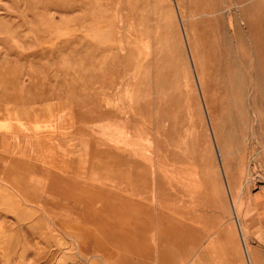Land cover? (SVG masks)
<instances>
[{"label": "rangeland", "instance_id": "obj_1", "mask_svg": "<svg viewBox=\"0 0 264 264\" xmlns=\"http://www.w3.org/2000/svg\"><path fill=\"white\" fill-rule=\"evenodd\" d=\"M0 116V264H264V0H0Z\"/></svg>", "mask_w": 264, "mask_h": 264}, {"label": "crops", "instance_id": "obj_2", "mask_svg": "<svg viewBox=\"0 0 264 264\" xmlns=\"http://www.w3.org/2000/svg\"><path fill=\"white\" fill-rule=\"evenodd\" d=\"M15 128L14 125L10 122H7V120L0 116V170H18L25 168V164L23 160H25L27 157H22V154H31L29 151H27L26 146L24 145H17L19 144L18 141H21L23 139L22 136L18 135L20 139H17L18 141H14L16 145H10L8 138L9 135H11L10 129ZM19 131V130H17ZM15 131L16 133H18ZM47 142V141H46ZM49 146L46 145L45 149L41 150V154L43 157L44 162L47 161V165L44 164V167L42 169H49L48 161H49ZM35 153H38V151H35ZM34 154V151L32 152ZM32 158V156L30 157ZM30 169L32 167L30 166ZM6 185H9V183H6Z\"/></svg>", "mask_w": 264, "mask_h": 264}, {"label": "bare ground", "instance_id": "obj_3", "mask_svg": "<svg viewBox=\"0 0 264 264\" xmlns=\"http://www.w3.org/2000/svg\"><path fill=\"white\" fill-rule=\"evenodd\" d=\"M191 59H192V64L195 65V59H194L193 54H191ZM198 84H199V80H198ZM199 87H200V90H201V85L200 84H199ZM200 95L203 98V95H205V94H203V92H202ZM203 104L206 105V101L205 100H203ZM206 111H207V113H206L207 120L210 121V125H211V119H210V116H209V110L207 109ZM212 132H213V128H212ZM217 159H219L220 161L222 160V156H221L219 150H218V158ZM255 179H257L258 181H261V180L264 181V170H262V171H259V170L258 171H254L253 180H255ZM263 192H264V187L260 186L259 194H257L256 196H253V204L255 205V207L257 206V209L259 210V213H264V200H262L264 198L261 196V194ZM232 209H233L232 211H233V214L235 215V218L237 219V217H238V219H237V229L239 230L241 235H245L246 231H247V227L250 225V223L245 220L244 216H243L242 219L239 218V217H241L240 216V212H239V209L237 207V204L233 200H232ZM233 219H234V217H233ZM112 223H113V221H112ZM242 246H243L244 255L246 256V259L248 260V263L251 264L252 259H251V256H250L251 255L250 254V248L247 249V244L245 243V240H242ZM249 246H250V244L248 243V247ZM200 256H202V255H200Z\"/></svg>", "mask_w": 264, "mask_h": 264}]
</instances>
